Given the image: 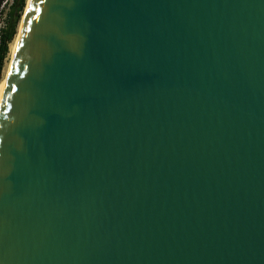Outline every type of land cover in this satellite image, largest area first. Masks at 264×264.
<instances>
[{"label":"water","instance_id":"obj_1","mask_svg":"<svg viewBox=\"0 0 264 264\" xmlns=\"http://www.w3.org/2000/svg\"><path fill=\"white\" fill-rule=\"evenodd\" d=\"M0 96V264H264V0H28Z\"/></svg>","mask_w":264,"mask_h":264},{"label":"trees","instance_id":"obj_2","mask_svg":"<svg viewBox=\"0 0 264 264\" xmlns=\"http://www.w3.org/2000/svg\"><path fill=\"white\" fill-rule=\"evenodd\" d=\"M25 0H12L5 15L4 27L0 32V81L2 79L5 60L9 54L10 45L15 40Z\"/></svg>","mask_w":264,"mask_h":264},{"label":"rangeland","instance_id":"obj_3","mask_svg":"<svg viewBox=\"0 0 264 264\" xmlns=\"http://www.w3.org/2000/svg\"><path fill=\"white\" fill-rule=\"evenodd\" d=\"M27 1L28 0H25V7H24V10L26 8V4H27ZM12 3V0H0V32H1V29L4 27V20H5V15L7 13V10H8V6ZM24 10L21 14V19H20V23H21V20H22V17H23V14H24ZM20 23H19V26H20ZM19 26H18V31H19ZM18 31H17V34H18ZM17 36V35H16ZM15 40H16V37H15ZM15 40L13 41V43L10 45V50H9V54L5 60V64H4V68H3V73H2V79L0 81V83L3 81V79L5 78L6 76V72L8 70V66H9V62H10V58H11V54H12V48H13V45L15 43Z\"/></svg>","mask_w":264,"mask_h":264},{"label":"bare ground","instance_id":"obj_4","mask_svg":"<svg viewBox=\"0 0 264 264\" xmlns=\"http://www.w3.org/2000/svg\"><path fill=\"white\" fill-rule=\"evenodd\" d=\"M24 12H25V10H24ZM17 37V36H16ZM16 41V40H15ZM15 44V43H14ZM13 48H14V45H13ZM13 48H12V53H13ZM11 57H12V54H11ZM10 60H11V58H10ZM7 73V72H6ZM7 76V75H6ZM6 76H5V78L3 79V81L0 83V96H1V93H2V90H3V88H4V84H5V81H6Z\"/></svg>","mask_w":264,"mask_h":264}]
</instances>
